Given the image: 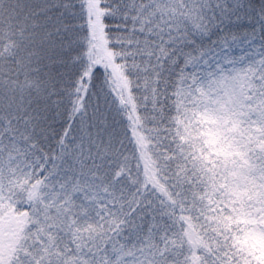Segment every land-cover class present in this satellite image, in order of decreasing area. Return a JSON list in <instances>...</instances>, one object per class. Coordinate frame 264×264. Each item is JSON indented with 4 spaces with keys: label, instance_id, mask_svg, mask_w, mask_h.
Listing matches in <instances>:
<instances>
[{
    "label": "snow or ice",
    "instance_id": "snow-or-ice-1",
    "mask_svg": "<svg viewBox=\"0 0 264 264\" xmlns=\"http://www.w3.org/2000/svg\"><path fill=\"white\" fill-rule=\"evenodd\" d=\"M0 264H264V0H0Z\"/></svg>",
    "mask_w": 264,
    "mask_h": 264
}]
</instances>
